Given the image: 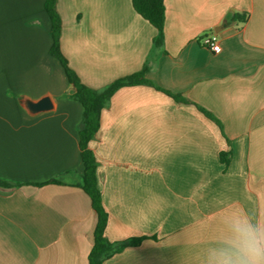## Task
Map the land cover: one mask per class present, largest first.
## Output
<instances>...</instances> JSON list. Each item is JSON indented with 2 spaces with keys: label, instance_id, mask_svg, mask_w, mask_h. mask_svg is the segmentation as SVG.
Returning <instances> with one entry per match:
<instances>
[{
  "label": "crops",
  "instance_id": "1",
  "mask_svg": "<svg viewBox=\"0 0 264 264\" xmlns=\"http://www.w3.org/2000/svg\"><path fill=\"white\" fill-rule=\"evenodd\" d=\"M164 3L154 48L132 0H57L61 50L84 84L102 90L147 66L148 83L113 94L90 143L107 238L142 239L103 264H204L233 215L264 223V0ZM44 4L0 0V264H89L83 108L50 53ZM209 33L219 53L202 44ZM45 96L53 109L30 114L24 99Z\"/></svg>",
  "mask_w": 264,
  "mask_h": 264
},
{
  "label": "trees",
  "instance_id": "2",
  "mask_svg": "<svg viewBox=\"0 0 264 264\" xmlns=\"http://www.w3.org/2000/svg\"><path fill=\"white\" fill-rule=\"evenodd\" d=\"M134 9L157 30L153 40L154 48H162L164 45L165 3L164 0H132ZM45 11L51 22L52 46L51 55L62 65L68 82L72 87L71 97L77 100L82 108L83 115L78 125L80 158L83 164V178L80 187L88 194L91 205L97 214V224L94 230L93 246L88 256L89 264H103L105 260L122 252L128 246L138 245L140 239L112 242L105 233L108 213L103 205L102 192L99 188L97 175V159L90 143L100 127L102 110L108 105L113 94L123 86L148 83L145 76L147 66L140 72L118 79L102 90H95L84 84L77 73L69 66L67 59L62 53L60 38L62 32V19L57 11V0H45ZM234 19L245 21L242 15H234ZM178 99V97L175 96ZM206 115L214 119L206 112ZM51 182H58L51 180ZM0 186H9L6 181L0 180Z\"/></svg>",
  "mask_w": 264,
  "mask_h": 264
},
{
  "label": "clouds",
  "instance_id": "3",
  "mask_svg": "<svg viewBox=\"0 0 264 264\" xmlns=\"http://www.w3.org/2000/svg\"><path fill=\"white\" fill-rule=\"evenodd\" d=\"M204 264H264V223L233 215L228 234L207 249Z\"/></svg>",
  "mask_w": 264,
  "mask_h": 264
},
{
  "label": "water",
  "instance_id": "4",
  "mask_svg": "<svg viewBox=\"0 0 264 264\" xmlns=\"http://www.w3.org/2000/svg\"><path fill=\"white\" fill-rule=\"evenodd\" d=\"M24 106L30 114H37L40 112H46L53 109L52 101L48 96H45L38 101H31L29 99H24Z\"/></svg>",
  "mask_w": 264,
  "mask_h": 264
},
{
  "label": "built area",
  "instance_id": "5",
  "mask_svg": "<svg viewBox=\"0 0 264 264\" xmlns=\"http://www.w3.org/2000/svg\"><path fill=\"white\" fill-rule=\"evenodd\" d=\"M202 44L211 49L214 53H219L221 51V46L219 44V37L216 33H209L202 37Z\"/></svg>",
  "mask_w": 264,
  "mask_h": 264
}]
</instances>
